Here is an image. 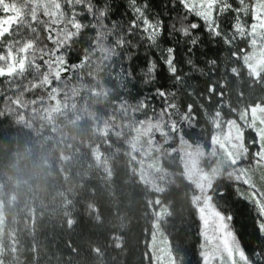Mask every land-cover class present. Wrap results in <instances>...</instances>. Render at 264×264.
<instances>
[{"label": "trees", "instance_id": "trees-1", "mask_svg": "<svg viewBox=\"0 0 264 264\" xmlns=\"http://www.w3.org/2000/svg\"><path fill=\"white\" fill-rule=\"evenodd\" d=\"M135 55L141 58L133 62L138 66L145 49ZM241 78V83L232 78L224 99L235 111L226 106L221 117L214 116L216 97L209 104L185 96L177 101L180 113H162L164 102L151 87L141 96L150 98L155 111L143 109L136 90L129 94L102 62L60 84L55 99L46 89L29 93L20 106L0 99L2 264H141L142 252L151 251L145 242L151 245L149 209L157 199L174 210L164 223L168 239L190 247L196 243L197 221L188 198L197 186L186 174L183 151L205 165L212 183L247 175L264 191V162L256 163L251 131L243 133L250 151L236 154L237 162L213 157L218 148L214 121L222 129L232 124L227 120L249 124V106L264 104V74L256 82L242 70ZM159 83L175 91L171 80ZM188 83L196 93L205 91L199 74ZM33 96L43 99L33 104ZM189 102L204 103L208 115L197 106L196 118L183 120ZM147 124L159 125L160 132L146 136ZM69 218L76 220L72 228ZM113 237H123L124 248H116ZM143 260L147 264V256Z\"/></svg>", "mask_w": 264, "mask_h": 264}, {"label": "snow or ice", "instance_id": "snow-or-ice-1", "mask_svg": "<svg viewBox=\"0 0 264 264\" xmlns=\"http://www.w3.org/2000/svg\"><path fill=\"white\" fill-rule=\"evenodd\" d=\"M141 48L142 63L134 66ZM93 62L106 65L129 94L136 90L143 109L155 111L150 98L141 96L143 88L151 87L164 102L162 113H180L177 101L185 96L209 104L216 97L214 116L221 117L226 106L235 111L224 104L232 78L241 83L246 70L259 82L264 74V0H121L119 6L115 0H0L2 101L20 106L24 97L41 89L55 99L60 84L83 74ZM194 73L204 77V92L196 93L188 83ZM161 79L171 80L175 91L160 84ZM42 99L33 96L30 102ZM197 106L208 115L204 103L189 102L181 118L195 119ZM249 107L261 114L240 128V140L247 131L254 134L250 144L260 164L264 104ZM213 126L219 127V121ZM243 151L247 155L250 149L244 145ZM188 204L197 221L196 243L173 245L164 229L173 207L157 199L149 209L151 245L145 242L151 251L142 252L141 264L144 256L147 264H264V191L247 175L234 182L202 183ZM249 219L250 224L242 222ZM75 223L67 220L69 228ZM113 239L116 248H124L123 237Z\"/></svg>", "mask_w": 264, "mask_h": 264}, {"label": "rangeland", "instance_id": "rangeland-1", "mask_svg": "<svg viewBox=\"0 0 264 264\" xmlns=\"http://www.w3.org/2000/svg\"><path fill=\"white\" fill-rule=\"evenodd\" d=\"M260 114H261V110L259 108L257 109L256 113H252L250 110L248 114V118L250 119L249 124L247 122L245 123L236 122V123H232L226 129H222L220 125L219 127H215L218 148L214 150L213 157L219 160L225 156H228L232 162H237L236 154L237 156L242 155L244 153L243 148L245 145V141L243 140V143H242L240 140V135H241L240 128L248 127V125L252 123L253 118L259 119ZM158 132H160V128H159V125L157 124H147L144 129V134L150 138L154 137ZM183 155L186 161L185 169H186L187 176L195 183L196 186L202 183L208 184L211 181L212 173H209V171H206L205 165L204 167L200 166L199 163H197V161L195 160V157L191 153L183 151ZM159 239L160 238L158 235V242H159ZM1 245H0V248H2ZM0 264H2V261H0Z\"/></svg>", "mask_w": 264, "mask_h": 264}]
</instances>
